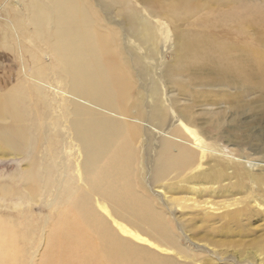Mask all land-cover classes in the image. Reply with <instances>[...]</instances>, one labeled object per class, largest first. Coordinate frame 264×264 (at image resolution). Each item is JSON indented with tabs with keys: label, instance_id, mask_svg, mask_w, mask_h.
<instances>
[{
	"label": "bare ground",
	"instance_id": "obj_1",
	"mask_svg": "<svg viewBox=\"0 0 264 264\" xmlns=\"http://www.w3.org/2000/svg\"><path fill=\"white\" fill-rule=\"evenodd\" d=\"M191 1L177 2L175 14L191 10ZM256 1L264 3H217L233 4L227 11L243 26L264 19ZM126 8L125 0H0V50L10 59L0 72V161L14 165L8 180L0 181V201L13 211L0 214V264H179L158 254L162 247L173 248L176 239L136 188L138 124L149 115L134 83L135 74L143 77L146 71L128 56L110 19L113 13L138 31V16ZM142 26L152 37L149 23ZM192 57L217 66L236 86L252 85L251 74L242 72L243 63L225 47L203 50L193 40L169 75L175 79L192 63L202 66L188 61ZM227 60L235 62V71ZM190 160L183 146L166 141L156 177ZM94 196L103 200L102 213L109 214L108 206L116 218L146 227L147 233L113 221L124 236L118 237L93 209ZM34 205L46 214L33 216Z\"/></svg>",
	"mask_w": 264,
	"mask_h": 264
},
{
	"label": "rangeland",
	"instance_id": "obj_2",
	"mask_svg": "<svg viewBox=\"0 0 264 264\" xmlns=\"http://www.w3.org/2000/svg\"><path fill=\"white\" fill-rule=\"evenodd\" d=\"M125 1L126 11L138 16V31L113 13L109 18L116 23L128 56L146 71L143 77L134 73V83L141 89L138 101L149 115L138 124L136 188L153 202L176 239L173 248L162 247L158 254L179 264H264V19L241 26L227 11L234 5L217 0H192L191 10L179 14L176 3L181 0ZM253 4L264 12V3ZM147 22L152 37L144 32L142 23ZM192 40L203 50L211 44L225 47L228 56L243 63L242 72L251 74L252 85L236 86L201 57L188 61L202 66L192 63L171 77L168 70ZM7 61L9 56L0 50V72ZM225 62L235 71L233 60ZM221 79L228 81L226 87L220 85ZM182 124L195 135L186 133ZM166 141L183 146L191 160L159 178L157 159ZM12 163L0 161V181L8 180ZM91 202L118 237L124 238L113 221L147 233L146 227L116 218L107 203L109 214L102 213L99 197ZM6 205L11 207L0 201V214H13ZM30 213L38 217L46 211L34 205ZM48 232L45 229L44 236ZM43 248L44 243L40 252Z\"/></svg>",
	"mask_w": 264,
	"mask_h": 264
}]
</instances>
